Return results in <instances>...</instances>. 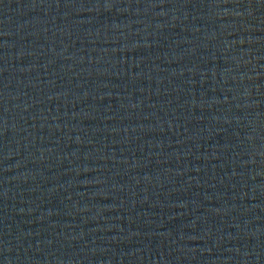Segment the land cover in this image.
<instances>
[{"label":"water","instance_id":"obj_1","mask_svg":"<svg viewBox=\"0 0 264 264\" xmlns=\"http://www.w3.org/2000/svg\"><path fill=\"white\" fill-rule=\"evenodd\" d=\"M0 264H264V0H0Z\"/></svg>","mask_w":264,"mask_h":264}]
</instances>
